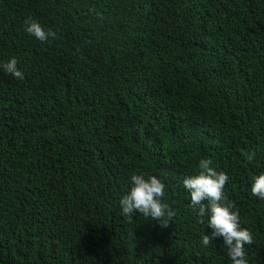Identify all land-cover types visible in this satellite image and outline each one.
I'll return each mask as SVG.
<instances>
[{
	"label": "trees",
	"instance_id": "trees-1",
	"mask_svg": "<svg viewBox=\"0 0 264 264\" xmlns=\"http://www.w3.org/2000/svg\"><path fill=\"white\" fill-rule=\"evenodd\" d=\"M26 19L56 31L39 42ZM0 264H231L180 184L199 158L264 264V0H0ZM132 172L170 221L121 215Z\"/></svg>",
	"mask_w": 264,
	"mask_h": 264
},
{
	"label": "clouds",
	"instance_id": "clouds-1",
	"mask_svg": "<svg viewBox=\"0 0 264 264\" xmlns=\"http://www.w3.org/2000/svg\"><path fill=\"white\" fill-rule=\"evenodd\" d=\"M23 31L39 42L55 39L57 35L56 31L45 29L35 19H26ZM0 71L23 79L15 57L0 62ZM211 164L209 158H199L194 174L184 175L180 180L198 220L210 230L204 234L203 229L199 243L202 247H207L211 240L220 238L226 258L231 264H249L245 258L244 246L251 242L252 237L241 225L239 214L224 194L229 176ZM249 190L253 196L264 200V172L251 178ZM164 196L165 184L158 176L132 172L128 178V188L118 201L121 215L128 217L139 213L160 226H166L172 214L168 204L162 199Z\"/></svg>",
	"mask_w": 264,
	"mask_h": 264
}]
</instances>
